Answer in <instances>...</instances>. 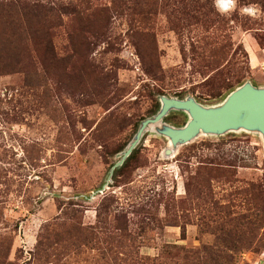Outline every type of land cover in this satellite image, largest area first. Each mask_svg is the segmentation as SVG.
<instances>
[{"label": "rangeland", "instance_id": "obj_1", "mask_svg": "<svg viewBox=\"0 0 264 264\" xmlns=\"http://www.w3.org/2000/svg\"><path fill=\"white\" fill-rule=\"evenodd\" d=\"M247 82L264 0H0V264H264L259 133L167 157L149 127L112 172L162 96L217 107Z\"/></svg>", "mask_w": 264, "mask_h": 264}, {"label": "water", "instance_id": "obj_2", "mask_svg": "<svg viewBox=\"0 0 264 264\" xmlns=\"http://www.w3.org/2000/svg\"><path fill=\"white\" fill-rule=\"evenodd\" d=\"M171 111L188 114L189 120L184 127L174 128L163 124L164 118ZM153 126H159L158 132L171 142V146L165 151L167 157L172 156L178 146L200 137L201 133L205 136H221L243 130L259 133L264 140V87L257 88L249 82L244 83L217 107H204L191 97L180 100L162 96L160 110L141 122L134 139L114 165L112 172L124 164L141 141L144 132Z\"/></svg>", "mask_w": 264, "mask_h": 264}, {"label": "clouds", "instance_id": "obj_3", "mask_svg": "<svg viewBox=\"0 0 264 264\" xmlns=\"http://www.w3.org/2000/svg\"><path fill=\"white\" fill-rule=\"evenodd\" d=\"M216 11L221 15L230 14L236 7V0H213ZM259 9L256 5L249 4L240 8V13L248 16H255Z\"/></svg>", "mask_w": 264, "mask_h": 264}, {"label": "bare ground", "instance_id": "obj_4", "mask_svg": "<svg viewBox=\"0 0 264 264\" xmlns=\"http://www.w3.org/2000/svg\"><path fill=\"white\" fill-rule=\"evenodd\" d=\"M199 136H205L203 133H201ZM168 146L170 147L171 146V142L169 141V144Z\"/></svg>", "mask_w": 264, "mask_h": 264}, {"label": "trees", "instance_id": "obj_5", "mask_svg": "<svg viewBox=\"0 0 264 264\" xmlns=\"http://www.w3.org/2000/svg\"><path fill=\"white\" fill-rule=\"evenodd\" d=\"M159 110H160V106H158L157 110L155 111V113L153 115H155ZM164 120H165V118H164Z\"/></svg>", "mask_w": 264, "mask_h": 264}]
</instances>
